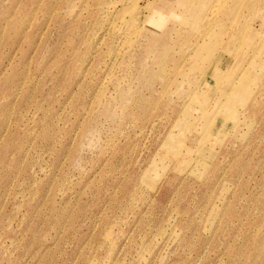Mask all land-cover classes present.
<instances>
[{"label":"rangeland","instance_id":"1","mask_svg":"<svg viewBox=\"0 0 264 264\" xmlns=\"http://www.w3.org/2000/svg\"><path fill=\"white\" fill-rule=\"evenodd\" d=\"M132 1L0 0V264H264V0Z\"/></svg>","mask_w":264,"mask_h":264},{"label":"bare ground","instance_id":"2","mask_svg":"<svg viewBox=\"0 0 264 264\" xmlns=\"http://www.w3.org/2000/svg\"><path fill=\"white\" fill-rule=\"evenodd\" d=\"M227 2H228V0H226L224 2H221V7H220L219 11L225 7ZM205 3H206L205 0L204 1L203 0H201V1L197 0L194 3V7L195 6H200L202 4L205 5ZM130 4L131 5L128 8L126 7V10H124V9L122 10V11H124V14H126V15L117 16V19H120L122 21V23L125 25V27H123V28L124 29L126 28L124 31L126 32L128 43H130V41H131L130 39L132 38L133 35L135 37V35L138 32H140V29H139V27H138V25H137V23H136V21L134 19V16H133L138 11H140V7L138 6L139 2H138V0H133L132 3L130 2ZM191 12H193V15L198 14V12L195 9H193ZM127 15H129V16H127ZM115 23H117V22H114V24Z\"/></svg>","mask_w":264,"mask_h":264}]
</instances>
